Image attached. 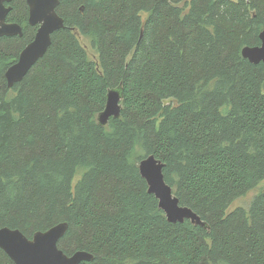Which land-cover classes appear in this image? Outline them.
I'll list each match as a JSON object with an SVG mask.
<instances>
[{"label": "trees", "instance_id": "16d2710c", "mask_svg": "<svg viewBox=\"0 0 264 264\" xmlns=\"http://www.w3.org/2000/svg\"><path fill=\"white\" fill-rule=\"evenodd\" d=\"M8 5L23 35L0 38V227L67 222L59 247L93 254L81 264H264V62L242 55L264 0H61L64 27L12 87L38 26L27 0ZM119 86L121 115L100 125ZM148 155L208 227L168 220ZM0 264H15L1 248Z\"/></svg>", "mask_w": 264, "mask_h": 264}, {"label": "water", "instance_id": "95a60500", "mask_svg": "<svg viewBox=\"0 0 264 264\" xmlns=\"http://www.w3.org/2000/svg\"><path fill=\"white\" fill-rule=\"evenodd\" d=\"M12 1L0 0V38L23 35L20 24L7 21L12 10V5L8 4ZM60 2L61 0H27L29 24L38 28L34 39L21 51L17 62L5 73L9 87L25 77L46 54L53 34L64 27V18L57 11ZM260 40V45L245 46L242 50L243 57L255 64L264 62V29L260 33ZM122 98L121 86L108 91L106 107L98 115L100 125H107L112 117H120ZM164 167V162L155 155L144 157L139 164L140 172L148 183L149 192L158 198L168 220L174 223L190 220L196 225L208 227L196 212L180 204L174 189L165 179ZM67 230L68 223L61 222L45 231H37L30 238L20 229L0 227V248L15 264H81L83 261L92 260L93 254L87 251H76L68 255L59 247V242Z\"/></svg>", "mask_w": 264, "mask_h": 264}, {"label": "rangeland", "instance_id": "374dc122", "mask_svg": "<svg viewBox=\"0 0 264 264\" xmlns=\"http://www.w3.org/2000/svg\"><path fill=\"white\" fill-rule=\"evenodd\" d=\"M89 49H90L91 52H93V50L91 49L90 45H89ZM263 187H264V184H263ZM257 192H259V189L255 190L254 192H251L247 197H244V198H241V199L237 200L235 202V204H233V207H235L237 205H248L251 202L253 196Z\"/></svg>", "mask_w": 264, "mask_h": 264}]
</instances>
